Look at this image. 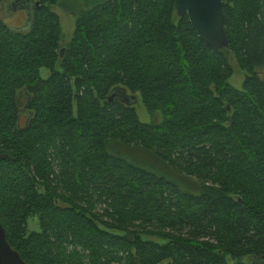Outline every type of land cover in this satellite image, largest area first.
<instances>
[{
    "label": "trees",
    "instance_id": "obj_1",
    "mask_svg": "<svg viewBox=\"0 0 264 264\" xmlns=\"http://www.w3.org/2000/svg\"><path fill=\"white\" fill-rule=\"evenodd\" d=\"M60 1L31 0L27 32L0 18L11 247L27 264H264V0H223V51L175 0H105L63 48ZM233 59L242 90L230 84ZM35 217L40 232L29 230Z\"/></svg>",
    "mask_w": 264,
    "mask_h": 264
},
{
    "label": "rangeland",
    "instance_id": "obj_2",
    "mask_svg": "<svg viewBox=\"0 0 264 264\" xmlns=\"http://www.w3.org/2000/svg\"><path fill=\"white\" fill-rule=\"evenodd\" d=\"M104 1L105 0H61L59 5L52 7V12L58 15L61 21L63 48L70 44L76 29V23L81 15L91 11L98 3ZM0 18L8 27L18 29L20 32H27L33 20V5L31 0H10L4 4H0ZM232 67L234 75L230 80V84L235 89L242 90L247 75L245 72L241 71L235 59L232 60ZM41 76L45 79L49 78L50 71L43 69L41 71ZM127 96L134 99V107L140 121L144 124L154 123V116L150 115L141 97L131 92H128ZM156 121L158 123L162 122L160 115L157 116ZM139 166L173 180L172 177L169 176L167 170L163 168V165L158 162L144 159ZM29 230L30 232H40L38 217L29 219ZM148 239L164 243L156 238Z\"/></svg>",
    "mask_w": 264,
    "mask_h": 264
},
{
    "label": "water",
    "instance_id": "obj_3",
    "mask_svg": "<svg viewBox=\"0 0 264 264\" xmlns=\"http://www.w3.org/2000/svg\"><path fill=\"white\" fill-rule=\"evenodd\" d=\"M224 6L223 0H175L176 15L179 18L187 16L201 40L216 51L228 50L230 46L225 28ZM116 97V94H112L109 101L113 102ZM0 264H27L9 244L1 222Z\"/></svg>",
    "mask_w": 264,
    "mask_h": 264
}]
</instances>
